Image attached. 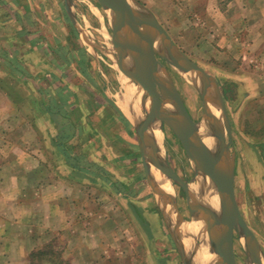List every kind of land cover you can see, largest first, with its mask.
I'll return each mask as SVG.
<instances>
[{"label":"crops","instance_id":"obj_1","mask_svg":"<svg viewBox=\"0 0 264 264\" xmlns=\"http://www.w3.org/2000/svg\"><path fill=\"white\" fill-rule=\"evenodd\" d=\"M133 1L161 29L155 34L167 51L159 53L177 49L189 59L179 46L185 48L187 36L172 35L168 27L175 23L153 12L157 0ZM161 1L167 11H193L198 23L178 19V27L198 29L189 50L216 59L204 65L209 69L191 60L205 74L196 87L199 120L178 94L193 122L208 124L217 141L220 155L212 158L231 176L237 213L263 264L256 233H264V0ZM65 13L62 0H0V264H42L36 257L56 253L63 241L69 261L48 264H75L74 254L76 264H192L179 230L203 221L204 208L190 190L198 175L176 188L175 173L169 168L170 177L161 164L169 167L164 133L160 148L141 139L122 110L121 93L107 94L104 76L117 83L116 68L94 67L89 51L73 50L72 35L58 36L55 24L66 21ZM231 248L235 264H256L235 228ZM211 253V264H224L217 249Z\"/></svg>","mask_w":264,"mask_h":264},{"label":"water","instance_id":"obj_2","mask_svg":"<svg viewBox=\"0 0 264 264\" xmlns=\"http://www.w3.org/2000/svg\"><path fill=\"white\" fill-rule=\"evenodd\" d=\"M96 1L101 5L108 20L111 22V27L114 32V37L112 39L119 40L120 38L123 47H125L129 58L133 62V68L128 73L127 77L137 83V85H139L141 90L145 93V96L147 95V97L144 98V101L148 105V109L151 113L154 112L160 115L162 120L165 121V124L169 127L170 123L166 121L167 116L177 114L181 118L180 120L183 124L184 133L178 136L173 131L174 134L179 138V140H181L188 155L191 154L193 157V162L198 167L196 168L197 171H201L203 174L209 175L217 185L216 196L218 201H221L218 215H216L211 222H208V217L211 212L208 207L203 209V221L204 223H207V226L205 225L204 232L208 237V241L217 249L218 254L224 261V264H235L231 248L232 228H235L236 230H239L240 234H243L246 237L250 252L254 255L253 262L257 264V262H259V257H257V254H254V251L256 253L258 246L257 241L237 213L233 197L231 176L221 168L215 159L211 158L202 150V147L200 146L199 125L193 122L187 109L183 105L178 92L170 80L160 75V68L163 73L165 71L155 59L154 54L157 53L159 57L175 67H177V64L180 63V65L184 66L188 69V71L193 70L199 72L198 77L202 78V80L205 77V74L179 50L173 49V51L169 52V54L163 55L155 49L154 39L156 37L154 33H157V30L161 31V29L153 18L148 16L145 17L144 14L142 15V13L134 7L136 3L133 0ZM65 3L68 11L71 13V0H65ZM158 79H161L166 85L169 91L167 93H169V96L172 99L171 101H160L159 97H156L155 94L157 92L155 91V86ZM215 90L218 91L217 88ZM202 97L203 99L205 98V90L202 93ZM136 127L141 139H143L144 126L141 123H136ZM161 164L166 174L171 177L169 167H167L162 161ZM172 177L174 178V175H172ZM225 215H228V217L232 219V228L229 235L222 237L220 235H216L215 232L219 222Z\"/></svg>","mask_w":264,"mask_h":264},{"label":"rangeland","instance_id":"obj_3","mask_svg":"<svg viewBox=\"0 0 264 264\" xmlns=\"http://www.w3.org/2000/svg\"><path fill=\"white\" fill-rule=\"evenodd\" d=\"M63 5L65 3V0H62ZM71 5H73V10L75 12V19L76 22L72 27V21L71 17L72 16V8H71V13H65L66 14V21L63 20V18L58 19L55 25L56 26V32L58 33V36L62 37L63 39L66 37H71L72 40V45H73V50H82L85 49V51H89L91 56H94L93 61H91V65L94 67H103L104 69L107 68L111 72H115L112 70L114 66V57H112L109 53V46L112 41V38L114 37V32L111 27V22L108 20L106 13L102 9L101 5L96 3L95 0H71ZM98 6H96V5ZM163 2L161 0H157L156 5L158 6L156 9L153 10V12L157 15L159 21H165V18L168 17V19L171 22H174L175 24H171L170 27H168L167 23L163 22L166 24V26L169 28L170 33L173 35L179 34L180 35H185L187 36V42L183 43L185 45V48L183 45H179L182 49L183 52L186 54L190 55L189 59L190 60H196L203 66L206 64H210L213 61H216L214 57H211L210 59L207 58L208 54L204 52H198L197 54H194L193 52H190L191 46H195L196 42L194 41L197 37V30L196 28H193L194 26H190L186 29L182 28V26H179L178 19L182 18H188L185 21L187 22L188 20L193 21V23H198V21L194 18L193 11L187 10L184 11L183 14L181 12H176V11H167L163 9ZM169 12V13H167ZM60 13L58 12V15ZM71 14V15H70ZM181 15H184L181 16ZM54 16H57L54 14ZM194 25V24H193ZM28 29H31L29 26H27ZM67 28V29H66ZM195 29V30H194ZM184 30V31H181ZM68 31V32H67ZM210 36L213 35V32H207ZM190 49V50H189ZM98 55V57H97ZM158 57V54H157ZM79 59V58H78ZM224 59V58H223ZM222 59V60H223ZM220 60V59H219ZM157 61H159L160 66L163 68L165 71L159 69L160 75L166 77L167 79L170 80L174 88L177 90V92L182 96V100L184 104H186L188 111L190 112L191 116L195 118L196 120L200 119V110L197 109L198 107L195 106V104L198 103V101H201V98L198 97L199 92L196 90L197 85H194L187 76L184 77V75L180 74L175 66L172 64L165 62L163 59L158 58ZM179 62V61H178ZM133 63V62H132ZM194 63V62H193ZM205 68L209 69V66H204ZM115 77L118 74L114 73ZM110 75H105V81L108 85L107 88V94H112L116 95L118 92H121V87L119 82L113 81L112 78L109 77ZM114 77V75L112 74ZM111 76V77H112ZM163 90H166L167 92L168 89L166 85L163 83L161 79H158V82L156 83L155 86V91L159 94V92H164ZM115 91H117L115 93ZM199 98V99H198ZM160 101H162L161 98H159ZM144 116H148L151 113V111L148 109V107H144L141 111ZM160 131L162 130V133H164L165 136V145L166 148L168 149L169 153L166 156L168 162H169V168L173 170L175 173L173 181L175 182V186L177 189L182 191V185L181 181L191 183L194 179V176L197 175V169L195 165L189 160L186 149L181 142V140L178 139V137L174 134L173 130L167 126L165 123H162L160 125ZM163 140V138H162ZM256 230L258 228H255ZM261 229V228H259ZM257 239L261 242L263 245V264H264V233H256ZM136 236L131 238L129 236L130 242L132 240H135ZM208 239V237L206 236ZM242 239L238 237V234L233 232V243H238ZM60 243L62 246L65 245L66 241L64 242H59V246L56 249V253H51L50 252H42V255H38L36 257V261H38L40 258L42 259V264H48L50 261H59L60 259L64 261L65 256H63V250L60 249ZM238 245V244H236ZM145 246V245H144ZM49 249L48 247L45 248ZM240 252V250H238ZM55 252V251H53ZM104 253V251H103ZM239 254V258H240ZM73 263L76 264L77 260L76 258H79L78 255H73ZM119 259V258H118ZM68 260V259H66ZM69 261V260H68ZM98 262V261H97ZM30 263H33L30 262ZM125 263V262H123ZM34 264V263H33ZM97 264V263H96ZM98 264H104L103 263H98Z\"/></svg>","mask_w":264,"mask_h":264},{"label":"bare ground","instance_id":"obj_4","mask_svg":"<svg viewBox=\"0 0 264 264\" xmlns=\"http://www.w3.org/2000/svg\"><path fill=\"white\" fill-rule=\"evenodd\" d=\"M154 32V31H153ZM155 34V33H154ZM155 49L158 52L165 51L166 43L163 38L156 36ZM143 48V47H142ZM167 51V50H166ZM108 53L114 57V66L116 70L119 72L118 82L121 87V94L119 101L121 102V107L124 113L129 117L132 123H141L144 126L143 134L144 138L148 142H155L157 148H160V144L162 142L163 133L160 131V125L165 123L162 120L161 116L157 113L152 112V114L148 116H144L141 113L144 107H148L146 102L144 101L145 93L141 90L139 85L127 77L128 73L133 68L132 60L129 58L127 50L123 47L121 40L112 39ZM177 70L180 74L187 76L192 82L197 85L198 76L194 71H188L184 66L177 64ZM164 92H159V94H155L156 97L161 98L164 101H171V97L166 90ZM145 96V97H144ZM207 99L209 100L210 105L213 107V111L215 116L220 117V103L217 100V96L214 91L208 90L206 93ZM146 100V99H145ZM149 108V107H148ZM165 117V116H162ZM181 118L175 115H169L166 118V121L170 123V127L175 132L176 135H180L184 133L183 124L180 120ZM199 134L201 136L200 146L202 150L207 153L211 158L213 156L220 155V148L218 147V143L209 133L208 124H202L199 126ZM188 155V153H187ZM189 160L195 165L193 162V157L191 154L188 155ZM197 185H191V192L193 201L195 204L201 205L203 208L208 207L211 212L208 217V222H211L216 215L219 213L221 203L218 202L217 196L215 194V182L209 175L203 174L201 171L197 172ZM168 189V186H165ZM205 225L204 221H196L189 224L183 225L179 232L180 238L182 240V244L186 250V253L189 255L192 264H211L213 260V253H211L216 249L213 245L204 240V238L199 234L200 232L204 233ZM232 226V219L225 215L218 224L217 230L215 232L216 235H220L222 237H226L229 235ZM200 244L199 247L197 244Z\"/></svg>","mask_w":264,"mask_h":264}]
</instances>
